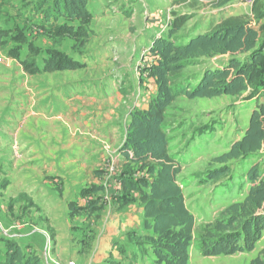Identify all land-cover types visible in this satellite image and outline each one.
<instances>
[{
  "label": "rangeland",
  "instance_id": "374dc122",
  "mask_svg": "<svg viewBox=\"0 0 264 264\" xmlns=\"http://www.w3.org/2000/svg\"><path fill=\"white\" fill-rule=\"evenodd\" d=\"M36 2L38 0H0V88L2 87L6 95L14 93L17 86L21 85L20 83L29 88L46 86L52 89L58 84L66 85L70 81L107 78L108 75L124 73L123 71L126 70L130 83L127 82L122 90L126 95L134 91L130 97H135L136 100L127 101L126 104L116 101L117 105L114 109L121 112L123 110L127 122L131 114L130 110H140L139 105L146 102V96L152 97L157 91V86L155 88L156 84L149 75V69L141 67L143 62L135 64L133 59L140 58V54L143 56L144 50L152 45L156 37H166L177 16L187 15L190 18L183 31L176 36L179 43H185L191 33L193 35L206 33L214 23L230 16L248 15L250 17L252 10L251 7L242 5L241 0H233L222 6L223 0H90L89 9L92 17L87 26H90L92 31L87 33L88 38L81 39L82 36L76 41L65 33L56 36L42 30L39 26L40 20L34 16L33 4ZM73 26L78 27L77 24ZM257 28L262 32L264 42V20ZM117 43L120 46H114ZM129 47L130 50H128ZM102 51L103 53L99 55ZM51 54L58 58L63 56L64 63L67 61H65L67 56L82 68L76 71L47 73L43 68L46 60L51 58ZM228 59V57H220L205 60L203 64L190 67L182 74L178 84L191 80L189 84L193 88L205 70L220 68ZM130 60L131 62L128 63ZM127 63L129 65H124ZM33 66L39 68L41 72L39 69L38 74L28 71V69L33 71ZM23 77H27L26 82L22 79ZM7 81H10L9 87L5 84ZM135 90H137L136 95ZM251 93H245L239 98L224 96L195 100L182 96L167 112L166 129L170 138V154L182 167V173L178 179L179 185L186 196L188 208L196 220L195 240L190 248V264H249L264 249V235L256 250L251 253L204 257L198 246L199 234L205 226L219 218L222 211L231 204L245 199L251 187L247 177L250 169L259 164L264 175L263 149L248 159L233 161L230 164V173L220 181L207 180L208 171L218 166L214 163L215 158L227 154L231 146L243 137L251 115L256 110L260 95L261 102H264V90L259 91L260 95L254 99H249ZM3 124L4 122H0V125ZM3 129L5 130L6 127L3 126ZM119 129L120 135L117 140L104 142L110 153H113L111 146L115 142H123L126 125L122 123ZM116 154L117 151L114 155ZM128 166L131 171V174L127 175L130 176L129 179L134 181L135 178L139 184L140 180L149 178L148 173L142 174L133 164L130 163ZM4 180L5 178L0 176V190L5 192V186L8 183ZM116 203L117 207L120 206L119 209H125L124 202L120 204L119 198ZM25 226L17 222L10 227L0 219V261L5 258L8 241L16 242L10 236L24 229ZM94 226L96 225L86 226L84 233L88 236L86 241L80 244L84 253L80 255L86 258L84 260H87V263L93 256L96 237L101 229H94ZM145 235L147 234L141 230L132 233L130 237L129 234L122 233L114 238L115 241L126 238L127 241L130 239L136 242L132 243L138 246L140 252L137 259L135 255L131 257L122 255L117 247L119 243L113 241L115 244L112 250L107 252L102 264H155L151 248L145 244ZM60 242V239L58 242L53 240L54 252L62 251ZM20 247L23 249L25 245L22 244ZM23 251L26 255L38 256L26 248ZM78 256L56 264H77L75 259Z\"/></svg>",
  "mask_w": 264,
  "mask_h": 264
},
{
  "label": "trees",
  "instance_id": "16d2710c",
  "mask_svg": "<svg viewBox=\"0 0 264 264\" xmlns=\"http://www.w3.org/2000/svg\"><path fill=\"white\" fill-rule=\"evenodd\" d=\"M231 1L223 0L221 6ZM89 5L90 0H38L33 11L42 30L56 36L65 33L77 41L89 34L86 29L92 17ZM189 20L187 15L177 16L168 35L154 42L149 54L154 62L148 71L156 82L157 93L147 110L132 112L126 140L120 149L128 162L124 167L125 179L121 178L123 190L139 195L144 212L142 230L147 234L144 241L151 248L155 264H190V248L195 240V216L188 208L178 180L182 167L170 154L166 129L169 108L182 96L190 100L239 98L252 92L249 99H254L264 90V42L257 28L264 20L263 0H254L250 17L220 19L206 33H191L187 42L179 43L176 36ZM76 24L77 28L73 26ZM220 57L229 59L220 68L205 70L195 87L191 88V80L178 84L188 68ZM65 61L67 64L63 56L51 54L43 70L55 73L82 68L67 56ZM33 67V71L27 68L32 74L41 72ZM261 101L260 95L243 137L227 154L215 158L218 166L208 171L207 180L220 181L230 173L233 161L248 159L264 149V102ZM129 162L142 174L148 173L149 178L140 180L139 184L129 179L126 176L131 174ZM247 177L251 187L245 199L231 204L199 234L198 246L204 257L251 253L262 240L264 175L260 165L252 167ZM0 264L45 263L38 256L26 255L16 242L9 240ZM249 264H264V249Z\"/></svg>",
  "mask_w": 264,
  "mask_h": 264
},
{
  "label": "crops",
  "instance_id": "0c3cea01",
  "mask_svg": "<svg viewBox=\"0 0 264 264\" xmlns=\"http://www.w3.org/2000/svg\"><path fill=\"white\" fill-rule=\"evenodd\" d=\"M86 29L92 31L90 26ZM139 57L132 59L135 64L143 62L142 68L149 69L154 62L151 55ZM125 71L107 78L70 81L52 89L29 88L20 80L12 94L6 95L0 88V122H4L0 125V176L8 183L5 192L0 190V219L10 227L17 222L26 225L10 238L46 264L77 255V264H102L116 242L125 257L135 255L137 259L140 255L134 241L114 239L122 233L130 237L141 231L144 218L139 195L125 192L121 182L128 162L120 149L134 110H130L127 122L123 110L114 106L116 101L126 104L136 100L130 97L134 91L126 95L122 90L128 82ZM26 78L22 79L26 82ZM5 84L9 87L10 81ZM155 96H146L138 109L147 110ZM122 123L126 125L123 142L110 145V153L104 142L117 140ZM117 198L125 209L117 207ZM93 224L102 231H96V246L87 263L80 244L87 239L86 226ZM59 239L62 251L54 252L53 240Z\"/></svg>",
  "mask_w": 264,
  "mask_h": 264
},
{
  "label": "built area",
  "instance_id": "2783aa9c",
  "mask_svg": "<svg viewBox=\"0 0 264 264\" xmlns=\"http://www.w3.org/2000/svg\"><path fill=\"white\" fill-rule=\"evenodd\" d=\"M241 4L242 5H246V6H249V7H251L252 8V6H253V4H254V0H241ZM165 32V31H164ZM163 32V33H164ZM162 33V34H163ZM144 54H143V57H148L149 56V54H150V49L148 50V49H146V50H144V52H143ZM72 264V263H71Z\"/></svg>",
  "mask_w": 264,
  "mask_h": 264
}]
</instances>
